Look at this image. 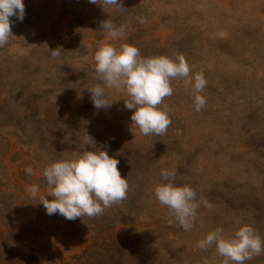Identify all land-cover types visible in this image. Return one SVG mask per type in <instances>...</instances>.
Here are the masks:
<instances>
[{
  "label": "rangeland",
  "instance_id": "1",
  "mask_svg": "<svg viewBox=\"0 0 264 264\" xmlns=\"http://www.w3.org/2000/svg\"><path fill=\"white\" fill-rule=\"evenodd\" d=\"M24 4L0 47V264H220L214 247H197L210 231L227 238L249 224L264 238V0H123V11L89 0ZM107 18L126 26L122 39L100 32ZM104 42L142 57L183 55L207 80L206 105L195 111L192 85L171 80L162 136L131 125L122 91L105 87L111 107L94 108L86 88L103 86L93 57ZM83 130L119 160L127 199L94 218L48 215L43 170L81 152ZM162 168L197 194L188 231L155 197ZM246 264H264V253Z\"/></svg>",
  "mask_w": 264,
  "mask_h": 264
},
{
  "label": "clouds",
  "instance_id": "2",
  "mask_svg": "<svg viewBox=\"0 0 264 264\" xmlns=\"http://www.w3.org/2000/svg\"><path fill=\"white\" fill-rule=\"evenodd\" d=\"M89 3L103 9H126L123 0H89ZM12 16L23 22L24 0H0V47L7 45L13 36ZM137 19L141 24L146 23L143 17ZM100 32L115 41L125 36L126 26L117 25L107 18L100 22ZM60 49L51 50L53 58L60 56ZM93 58L95 72L103 84L86 88L94 108L111 107L113 101L105 97V87L124 92L129 97L124 104L132 112L131 125H135L142 135L162 136L167 133L171 119L164 100L173 95L171 80L183 79L186 85H192L195 111H201L207 103L200 94L207 86V80L202 72L192 73L183 55H177L175 59L164 55L142 57L135 46L124 43L116 48L104 42L94 52ZM81 139V152L71 159L52 162L43 170L47 195L54 198L48 200L43 197L40 200L48 215L59 214L68 220L84 216L94 218L103 215L105 208L127 199L129 185L118 170L119 160L109 156L103 147H98L86 130L82 131ZM88 147L92 150H88ZM32 171L31 166L25 168L28 175ZM159 175L164 182L154 189L156 199L168 208L170 215L185 231L190 230L199 207L195 190L187 184L178 186L175 183V170L162 168ZM26 191L35 198L39 187L32 184ZM202 202L209 209L213 207L203 198ZM197 247L205 251L214 247L217 256L222 258L220 264H246V261L264 253V238L249 224H242L227 238L223 235V229L217 227L199 240ZM203 264H208V261L205 259Z\"/></svg>",
  "mask_w": 264,
  "mask_h": 264
}]
</instances>
